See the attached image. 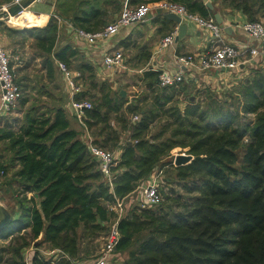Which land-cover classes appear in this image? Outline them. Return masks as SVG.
I'll return each mask as SVG.
<instances>
[{"label":"trees","instance_id":"1","mask_svg":"<svg viewBox=\"0 0 264 264\" xmlns=\"http://www.w3.org/2000/svg\"><path fill=\"white\" fill-rule=\"evenodd\" d=\"M140 1L149 0H134ZM173 1L213 14L203 0ZM85 2L86 7L76 6L70 14L68 9L74 24L94 30L108 23L107 8L97 0ZM224 2L250 20L264 19V0ZM63 5L65 0H57L56 8ZM161 21L173 22L163 13ZM6 29L32 38L49 75L56 58L80 70L88 86L96 85L91 62L70 43L56 47L53 14L43 25ZM158 73L154 68L142 72L147 92L133 102L107 80L100 81V94L84 111L92 141L121 149L112 166V185L63 106L32 101L21 117L0 124V143L9 151V162L0 168L10 174L15 191L11 207L6 204L13 219L0 231V264H21L32 245L31 264L82 260L94 240L107 233L116 216L109 205L117 198L123 199V212L112 252H129L121 261L111 256V264H264V66L252 68L222 96L208 91L203 100L194 98L186 81L159 86ZM89 93L86 88L75 96ZM181 94L188 98L182 106ZM28 99L21 87L20 105ZM134 113L139 119L130 121ZM175 148L193 157L179 165L163 161ZM158 164L173 169L174 183L157 205L132 203L137 187ZM42 247L64 255L51 261Z\"/></svg>","mask_w":264,"mask_h":264},{"label":"built area","instance_id":"2","mask_svg":"<svg viewBox=\"0 0 264 264\" xmlns=\"http://www.w3.org/2000/svg\"><path fill=\"white\" fill-rule=\"evenodd\" d=\"M18 7L16 8V6ZM26 6L21 0H11L10 2H0V18H9L17 16ZM158 9L161 13L171 11L180 16L181 22L193 24L199 29L204 30L208 36V47L202 51H186L176 52L172 56V65L170 67L160 68L158 73V85H177L184 81L186 77L194 76L195 72L205 71L208 69H216L220 72L231 73L241 70L242 65L252 56L260 54L264 51V21L263 20H246L240 23L243 30L257 41V45L242 46L233 42L226 41L224 37L223 25L216 21L213 15H202L198 12L190 11L187 7L173 0H154L140 1L137 3H129L124 1L119 13L108 23L94 30L86 29L82 26L69 24L71 36L74 39L83 40L89 44L98 41L110 39L113 35L124 27L131 24L143 21L153 9ZM14 10L12 14L11 11ZM53 16L60 21L59 15L53 13ZM178 34V23L164 34L158 41L156 51L160 52L168 45L172 44ZM102 65L105 68H123L125 66V54L120 47L106 48L102 53ZM12 55L0 43V113L3 115L13 114L18 107L21 96V87L16 81V73L14 66L11 63ZM58 67L61 69L63 77L66 81L70 92V109L75 117L84 125L83 117L85 109L92 106V102L86 98L76 97V93L81 90L79 79L81 72L78 69L71 70L62 60H57ZM154 68L155 67H148ZM139 119V114L134 113L130 117V121ZM86 132L83 139L87 143L90 153L98 160V165L103 175L112 185L114 171L112 166L116 164L118 156L114 150L102 147L92 141V136L84 125ZM181 152V151H178ZM177 152H173L171 160L174 163V158ZM162 168L159 169V174ZM5 171L0 168V178ZM158 175H150L148 179L139 185V196L142 200L141 205H157L162 200L159 183L161 177ZM117 213L119 217L123 212V199L117 198L115 202L109 205ZM120 237V232L117 227V218L110 224L107 233L103 236V244L99 252L86 260L73 259L71 264H108L111 259L114 245ZM46 258L54 261L59 255H64L59 249H48L43 251ZM31 256L28 252L23 254L21 264H31Z\"/></svg>","mask_w":264,"mask_h":264},{"label":"crops","instance_id":"3","mask_svg":"<svg viewBox=\"0 0 264 264\" xmlns=\"http://www.w3.org/2000/svg\"><path fill=\"white\" fill-rule=\"evenodd\" d=\"M10 1L11 0H0L1 3ZM21 1L26 6V11L18 14L17 16H13L11 19L7 17L0 18V43L3 44L11 53L12 65L16 67L15 70H17V73L19 75L22 74L24 69V67H21L22 64H19L22 59H25V65H27L31 61H38L40 65V73L43 80V82L39 83L40 86H38V91L42 92L40 96L44 99L41 100V102L37 101V104L51 105L50 102H52L63 106L66 110L67 116L70 119L71 126L77 128L80 131V136L83 137L86 129L77 118L75 119V117L73 116L74 114L69 107V102L71 99L70 92L67 84L65 83V79L61 72V69L57 64V60L59 59L54 58L53 70L49 75L45 65L41 64L39 59L40 57L36 55V47H34V45L32 44V38H29V40H27L28 38L24 40L18 32H14L12 30L8 31L6 29V26L12 28H23L32 25L45 24L49 16L55 13L57 0ZM124 1L125 0H97L100 6L107 8L110 17L109 21H111L119 13ZM127 1L133 4L136 3L134 2V0ZM203 1L205 4L207 1H210L213 5V8H210L212 12L218 11L220 13V16L222 17L221 24L223 25V29L224 27H227L226 30L224 29V37L226 41L233 42L242 46L257 45V41L254 38H251L240 25V23H242L243 21L250 20L241 9L236 8L226 2H224L225 4L221 3L222 0ZM86 6H81L80 8ZM259 19H263V17L260 16ZM70 23L74 24V22L70 18L67 24L66 22H58L56 47H59L64 43H70L71 46L76 49L81 58L93 64L95 70L94 80H107L112 90H114L113 88L118 82L114 71L127 67L128 63H136V65L140 67L138 70H141L142 67V72L147 69L143 68L146 65L155 67L157 69L164 67L171 68L172 56L174 53L186 51H202L207 49L209 43L207 33L204 30L199 29L193 24H187V32L184 36L178 38V40H174L172 44L168 45L162 51L157 52L156 47L158 45L159 39L177 23L175 21H173L172 23H162L161 12L156 8L153 9L143 21L131 24L120 29L118 33L113 35L108 40L98 41L93 44H89L83 40L74 39L71 36V32L69 30ZM110 47H120L124 51L125 66L123 68L109 69L105 68L102 65V53L106 48ZM257 66H264V51H261L258 55L252 56V58H250L242 65L240 71H233L230 75L229 73L223 75V72L217 71L216 69H208L202 72L201 79L214 84L213 86L217 85L218 89L216 87H214L215 89H213L215 92H217L220 88H226L225 90H227V87H229L230 85H233L234 87L240 77L246 76L250 73L252 68H256ZM200 72L201 71L195 72V76L189 77L187 80H184L186 81V85L188 89H190V91L191 88H195V85H199V83L194 82H198L196 76L199 75ZM80 78H82V76ZM25 79L27 80V82H29L26 76H21V81ZM86 79L87 78L83 79V88H81V90L86 89L85 87L89 81L88 79ZM220 84L223 85L220 86ZM130 100L131 99H129V101ZM24 109L25 105H23V108L21 110H16L13 114L8 116L0 113V124H2L5 119L11 120L13 117H21ZM120 150V148L114 150L117 156L119 155ZM3 204L7 207L5 203ZM48 249L49 248H43L42 250L45 251ZM30 250L31 246L27 247L24 250V253L28 252V255L31 256Z\"/></svg>","mask_w":264,"mask_h":264},{"label":"rangeland","instance_id":"4","mask_svg":"<svg viewBox=\"0 0 264 264\" xmlns=\"http://www.w3.org/2000/svg\"><path fill=\"white\" fill-rule=\"evenodd\" d=\"M85 1L86 0H65V6L63 5L61 8H58V7L55 8V13L57 15H59L61 22H66V24H67L69 22V18L71 19L70 15H69L71 13V11L76 6H79V7L80 6H86L87 2H85ZM68 9H69V14H68ZM258 20L264 21V19H258ZM27 40H29V38ZM11 63H12V61H11ZM24 63H25V59L24 60L22 59L21 62L19 63V64H22V66L20 65L21 67H24L22 74L19 75L17 73V70H15L16 69L15 66H14V70L16 73V79L18 81L20 80L19 84L23 88V91H25V93L29 97L27 103L25 104V109H26V106L29 105L32 101H36L34 103H37V101L41 102V100H43L44 98H42L40 96V94L42 92L38 91L39 90L38 86H40L39 83L43 82L42 76L40 73V65H39L38 61H35V62L31 61L30 63H28L29 65L28 64L25 65ZM67 67L71 70L75 69V68H73L74 66H68L67 65ZM148 67H150V66L146 65L143 68H148ZM139 68L140 67H138L136 65V63L135 64H129L128 63L127 67L114 71V74L116 75V77L118 79L117 84L113 88L114 91L115 92L119 91L120 88L124 89L125 90L124 96H127L128 100L131 99L130 100L131 102L135 101V98H137L138 96H142L145 92H147V89L144 87L143 82L140 78L141 77L140 75L142 73V71H141L142 67H141V70H138ZM202 72H204V71H201L199 73V75L196 76L198 79V82H194V83H199V85H195V88H191L192 93H194L196 95L195 97L194 96H192V97H194L195 99H198V100H203L204 98H206L207 92L213 91V89H215L214 87H216L218 89L217 85L213 86L214 84H212L210 82H206L205 80L201 79ZM227 73L228 72H223V75H226ZM230 74H232V72L229 73V75ZM23 75L27 77L29 82H27L26 79H25L26 81L25 80L21 81V76H23ZM194 76H195V74H194ZM191 77H193V76L191 75ZM59 78H60V74H59ZM188 78L189 77H186V80ZM78 81L80 84H82L84 82L83 78H80ZM100 81L101 80H97L96 85L94 84L95 85L94 87H90L87 84L85 88H88L90 93L87 94L86 96H84L83 98H86L92 102V100L95 98V96L100 94V92H99V90H101V86H99V84L101 83ZM65 83H66V81H65ZM222 85L220 84V86H222ZM81 88H83V84L81 85ZM232 88H233V85H230L229 87H227V90H225L226 88H220L217 91V93H218V95L222 96L224 93H226L225 91H228V89L231 90ZM177 99H178V102L180 103V105L182 106L188 100L187 94H181L179 96V98H177ZM51 103L52 102H50V104ZM22 108H23V106H21L20 102H19L17 110H21ZM113 123H114V125H116L118 127L116 122L113 121ZM125 133L126 132L122 133L123 138L126 136ZM180 150L182 151V149L175 148L173 150V152H178ZM173 152L170 155L164 157L163 161H168L169 159H172L173 158ZM7 162H9V151L5 149L4 143H0V164L3 165V163H7ZM161 168H162V172L159 174V169H161ZM151 174L152 175L157 174L158 175L157 177H161V181L159 183V186H160V192L164 196V192L166 190H168L167 186L170 185V183L171 184L174 183L173 182L174 180H172V179H174V176H175L173 169L170 168V166H168V164H165V165L158 164V166H156L154 168V170L151 172ZM9 177H10V174L5 173L0 178V202H3V203H5L11 207V205L13 204V201H14L13 199L15 197V191H14V186H12L8 181ZM144 182H142L140 185H142ZM175 187L177 189H179L178 190L179 192H181V193L183 192V190L181 188H178L177 185H175ZM139 192H140V187L138 186L136 189L135 197H132V201H131L132 203H140L141 204L142 200L139 196ZM116 218H117V213H116V216L114 217V219L112 220V222ZM102 244H103V238H99L97 240H94L93 248H92L91 252L88 255H84V257H82L81 259L86 260V259L91 258L92 256L96 255L99 252V249L102 246ZM33 249H34L33 246H31L30 252L33 251ZM40 249L43 253V250H42L43 247ZM128 252H129V249H126L123 251L112 252V256H113V258L116 257L117 259H119L121 261V260L128 257ZM108 264H111V261H109Z\"/></svg>","mask_w":264,"mask_h":264},{"label":"water","instance_id":"5","mask_svg":"<svg viewBox=\"0 0 264 264\" xmlns=\"http://www.w3.org/2000/svg\"><path fill=\"white\" fill-rule=\"evenodd\" d=\"M206 5L209 8H213V5L210 1L206 2ZM18 5L16 6V8ZM11 13H14V10L11 11ZM166 17L172 19L176 23H178V34L175 37V40H178V38H181L184 36L187 32V23L181 22L180 16L177 15L174 12L166 11L163 13ZM213 16L216 19L217 22L222 23V17L220 16V13L218 11L213 12ZM226 30L227 27H224ZM124 89L120 90V94L124 95ZM193 156L190 153H187L185 151L177 152L174 158L175 165L184 164L186 162H189ZM13 219V214L11 211L0 202V231L5 228V226Z\"/></svg>","mask_w":264,"mask_h":264},{"label":"bare ground","instance_id":"6","mask_svg":"<svg viewBox=\"0 0 264 264\" xmlns=\"http://www.w3.org/2000/svg\"><path fill=\"white\" fill-rule=\"evenodd\" d=\"M24 11H26V9L25 10H23L21 13H23ZM20 14V13H19ZM13 17V16H12ZM12 17H9L10 19L12 18Z\"/></svg>","mask_w":264,"mask_h":264}]
</instances>
